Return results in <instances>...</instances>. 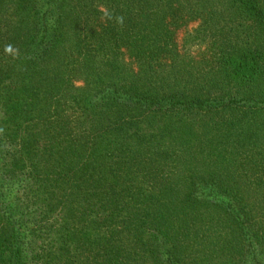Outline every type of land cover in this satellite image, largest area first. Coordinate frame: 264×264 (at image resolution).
Returning <instances> with one entry per match:
<instances>
[{"label":"trees","instance_id":"trees-1","mask_svg":"<svg viewBox=\"0 0 264 264\" xmlns=\"http://www.w3.org/2000/svg\"><path fill=\"white\" fill-rule=\"evenodd\" d=\"M75 1L77 24L70 30L69 20H73L70 7ZM94 1L101 6L105 2L0 0L6 3L7 9L6 17L0 21V264H51L55 260L50 249L55 242L51 236L57 233L61 236L59 240L63 239V252H66L59 264H85L82 258L87 248H94L92 264H137L147 259L154 264H179L181 256L174 247H169L166 234L156 228L157 218H150L147 213L138 217L140 225L136 229L133 223L138 224L137 219L123 218L111 225L113 230L105 236L99 234L94 238L91 226L95 224L88 213H91L92 201L96 198L98 202L103 184L107 185L105 194L112 197L108 201L116 211L117 205L128 206L135 195L144 201L145 192L149 191L145 180L161 179L164 173L156 164L152 168L149 140L146 139L148 145L142 151L139 149L133 154L129 144L112 149L107 142L113 135L127 139L132 132L140 145L146 135L136 134L137 117L163 115L161 112L169 109L181 112L185 107L209 112L249 101L229 100L226 104L224 99L198 98L190 92L169 95L163 92V85L158 87L161 93L148 85L143 91L131 89L103 94L99 101H105L106 105L92 112V101L81 99L85 94L73 95L72 89L59 91L60 87L72 86L73 77L86 63L85 72H90L91 60L98 57L104 58L105 64L113 55H127L146 74L148 82L167 67L172 73L183 60L177 56L174 42L177 29L186 24L178 14L184 6H181L183 0H155L158 10H164L155 17L154 23L143 29H138L139 22L131 21L129 15L128 25L124 24L120 15L116 17L115 10H111L113 14L108 16L106 24L101 22L102 13L93 6ZM216 1L242 9L256 25L264 27V14L255 0ZM147 8L146 4L141 8V17L148 16ZM111 19L114 21L110 22ZM72 33L74 42L67 45ZM56 57L60 60L58 73L51 66ZM228 58L222 55L216 62L223 65ZM250 59H239L241 63L233 69L234 77L244 79L250 75H246ZM68 96L70 111L63 106ZM102 109L112 122L99 124V129L93 124L91 130H80L81 118L87 124L101 122ZM96 131L106 134L105 137L95 136ZM95 137L107 143L103 154L94 151L99 145L94 142ZM262 162L264 159L260 166ZM150 172L152 178L145 175ZM137 173L140 180L136 188L132 186ZM196 191L188 194V200L193 197L195 204H212L223 209L241 229V239L249 243L250 226L245 225L238 200L227 198L229 195L220 190L224 198L219 190L212 188ZM128 226L130 231L125 234ZM69 239L75 244L73 259L67 250Z\"/></svg>","mask_w":264,"mask_h":264},{"label":"rangeland","instance_id":"rangeland-1","mask_svg":"<svg viewBox=\"0 0 264 264\" xmlns=\"http://www.w3.org/2000/svg\"><path fill=\"white\" fill-rule=\"evenodd\" d=\"M255 1L264 14V0ZM74 3L70 7L73 10V20H69L70 30L77 24L74 18L78 15V8L76 1ZM97 3L94 1L93 6L102 13L99 16L101 22L106 24L108 16L113 14L111 10H115L116 17L120 15L124 24L128 20L127 15L136 24L139 22L138 29L154 23L155 17L164 10H158L155 0H105L103 6ZM145 4L149 6L146 9L148 16L143 14L142 19L141 8ZM5 6V2L0 3V21L7 15ZM181 6L183 8L178 14L182 17V23L186 21V24L177 29L174 36L177 56L183 59L178 69L170 73L167 67L156 75L157 79L151 78L148 82L146 74L139 70L136 62L127 55L112 54L113 58H109L105 64L104 58L91 60L90 72H85L87 63L83 65L73 77L72 86L60 87L59 91L72 89L73 95L85 94L81 99L89 103L92 101V112L99 110L102 104L106 105L105 101H99L103 94L131 89L143 91L149 88L148 85L154 91L163 85V92L169 95L190 92L191 96L198 98L224 99L226 104L229 100L249 101L234 105L235 108L211 109L209 112L185 107L181 112L169 109L162 111L163 115L137 117L136 134L140 137L146 135L140 145L132 132L124 140L118 135L111 136L107 143L112 149L113 146L118 148L122 144H129L130 154L138 153L139 149L142 151L148 145L146 139L149 140V144H152L149 148L152 168L156 164L164 172L163 178L146 179L148 185L145 183V186H149V191L144 195L146 199L143 201L140 195H135L127 207L117 205L116 211L105 194L107 185L103 184L98 202L96 198L92 201L97 208L92 205L91 213H88L95 224L91 226V231L94 238L96 235L105 236L106 232L113 230L111 225L120 222V219L138 221V217L142 218V214L147 213L148 217L157 218L156 228L166 234L169 247H174L181 256L179 264H264V162L260 166L264 159V27L256 25L242 9L219 4L216 0H183ZM116 17L113 16L114 19ZM68 40L67 45L73 44V33ZM222 55L229 57L223 65L216 62V58ZM247 57L250 64L246 75H250L244 79L234 77L233 69L241 63L239 59ZM59 65V57L51 61L56 73L59 72ZM253 72L256 73L253 75ZM158 92L161 93L160 89ZM69 97L66 105H63L64 110L68 111L71 104ZM103 112L102 121L98 123L87 124L81 118L78 124L80 130H91L93 124L99 129V124L112 122L113 119L104 109ZM102 134L96 131L95 136ZM97 137L93 138L95 143H99L94 151L103 154L107 143ZM145 175L152 178L153 173ZM135 176L132 187L137 188L140 174ZM199 188L219 190L222 197V192H225L229 195L227 198L238 200L245 225L250 226L247 231L249 243L241 239V229L223 209L212 204H195L193 197L188 200V194L197 192ZM133 224V229H136L140 221ZM129 228H126L125 234L129 233ZM51 237L55 241L50 246L55 259L51 264H59V259L64 260L66 255L63 252V239L59 240V233ZM67 242V250L73 259L76 255L75 244L70 239ZM92 250L87 248L82 258L85 264H92ZM140 263L154 264L148 259L137 262Z\"/></svg>","mask_w":264,"mask_h":264}]
</instances>
